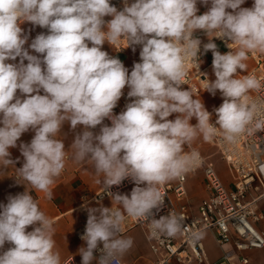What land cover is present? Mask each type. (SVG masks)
Here are the masks:
<instances>
[{
  "label": "clouds",
  "instance_id": "obj_1",
  "mask_svg": "<svg viewBox=\"0 0 264 264\" xmlns=\"http://www.w3.org/2000/svg\"><path fill=\"white\" fill-rule=\"evenodd\" d=\"M123 2L117 10L110 0H0V164L15 166L9 149L17 147L22 134L34 131L30 143L19 145L24 162L15 167L14 179L51 199L67 155L63 139L56 137L65 122L74 132L80 126L70 146L72 158L92 165L104 192L119 206L85 205L81 264H121L133 244L131 237L120 235L126 217L146 222L150 237H172L181 230L177 214L170 211L157 219L153 210L159 212L164 204L160 187L199 163L197 151L184 150L198 134L210 141L221 133L225 141L235 142L246 132L264 129V100L249 95L264 90V78L238 77V70L247 72L250 53L264 54V0H254L250 8L241 7L245 0H200L210 4L201 15L198 0ZM106 16L112 18L106 22ZM25 21L48 30L29 48L20 27ZM197 30L209 38L203 51L212 52L216 77L202 80L203 91L213 96L219 91L223 97L214 109L215 124L191 88H181L187 84L189 61L199 72ZM213 38L230 41L231 51L221 54ZM120 41L133 51L141 46L140 62H134L130 74L102 50L105 42L113 46ZM17 57L19 63L6 62ZM126 86L130 102L114 114ZM174 113L175 119H168ZM125 179L135 185L130 194L108 191ZM29 226L32 231H26ZM6 242L12 247L0 252V264H60L53 222L26 187L0 203V249Z\"/></svg>",
  "mask_w": 264,
  "mask_h": 264
},
{
  "label": "built area",
  "instance_id": "obj_2",
  "mask_svg": "<svg viewBox=\"0 0 264 264\" xmlns=\"http://www.w3.org/2000/svg\"><path fill=\"white\" fill-rule=\"evenodd\" d=\"M121 1V5L115 6L117 10L123 9L124 2ZM132 2L134 0H128L129 4ZM104 20L106 21V17ZM208 42L209 40H206L201 43L199 72L189 61L187 84L181 85L183 90L191 88L195 97L207 92L203 91L205 85L202 80H210L207 75H202L205 74V69L201 65V59L205 55L203 44ZM212 42L223 45L226 53L231 51L227 47L230 41L226 39L213 38ZM114 46L117 51L124 52L127 43L120 41ZM248 57L253 60L254 67L247 74L264 78V54L250 53ZM137 62H140V56ZM128 91L129 89L123 92L117 106L113 109L114 114L122 112L126 104L130 102L127 96ZM249 95L253 100H264V90L250 92ZM215 121L216 119L211 118L210 123L215 124ZM108 122L111 125V121L108 120ZM98 130L99 126L93 129L94 133H98ZM205 142L226 163L232 176L231 186L223 182L214 162L210 161L199 147L190 148L186 152L197 151L200 155L199 163L177 178L175 184L166 183L160 187L165 198L164 204L159 212L153 210L157 219L167 215L170 211L177 214L181 220V230L172 237L166 235L150 237L146 222H138L134 218L126 217L131 227L141 226L145 229L150 249L155 256L152 264H249L248 252L264 249V231L259 227V224L264 221V211L260 207V201L264 198V129L252 133L246 132L235 142L225 141L221 133ZM199 170L204 173L208 197L202 200L197 215H194L188 205L177 204V202L183 201L186 197V183L189 176ZM131 185L134 183L130 179H125L120 185H114L108 191L121 192ZM107 198L109 195L102 188L94 195L85 196L83 200L85 204H89L99 203ZM84 210V218L76 229V236L80 240L87 223V208ZM205 232H212L217 244L224 248L223 256L217 261L209 259L202 238ZM9 247L12 245L6 242L0 252ZM94 254L99 256L98 251ZM71 260L72 264H79L72 257L60 264H68ZM121 264L126 263L121 260Z\"/></svg>",
  "mask_w": 264,
  "mask_h": 264
},
{
  "label": "crops",
  "instance_id": "obj_3",
  "mask_svg": "<svg viewBox=\"0 0 264 264\" xmlns=\"http://www.w3.org/2000/svg\"><path fill=\"white\" fill-rule=\"evenodd\" d=\"M121 0H110V3L114 6L121 5ZM254 0H245V3L241 7H251ZM209 5H204L200 3V0L197 2L198 12L197 15L204 14L208 11ZM228 11H231L230 9ZM112 17L106 16V22L109 21ZM20 27L23 29V33L29 37L28 43L25 44V48H29V45L38 34L45 33L47 34L48 30L46 28H41L38 25H33L30 22H23L20 24ZM195 36L204 42L209 40L208 36L202 31L197 30ZM217 49L221 54L226 53V48L216 43ZM91 47V43L89 42ZM102 50L108 52L112 57L118 58L126 68L129 69V74L132 70L134 62L138 61L139 53L141 50L140 45L135 46V51L132 50V47H127L124 52H119L115 46H110L107 42L102 47ZM30 54L41 56V54L35 53L33 50L29 49ZM42 58V56H41ZM19 57L15 61H8V63H19ZM212 52L208 51L205 53L204 57L201 59V65L205 69V74L211 80H215V75L212 68ZM247 64V72L238 70L239 75H246L254 67L253 60L248 57L245 61ZM27 64V61H25ZM128 90L126 86L122 91ZM43 91L41 90V93ZM19 96V90L17 91ZM201 99L206 110L209 111L212 115V119H217L214 109L218 108L223 103V97L219 91L213 96L209 92H203L199 96L195 97ZM177 114H172L168 119L174 120ZM104 124L109 126L110 123L107 119L103 121ZM190 123L194 126L197 124V120L192 118ZM101 126H99L100 128ZM81 127L78 126L75 132H79ZM75 132L70 128L68 122H65L62 126L61 133L56 137L57 139H63L65 144V150L67 155L65 157V168L62 173L55 178L54 183L51 186L50 191L52 192V198L48 199L46 193L32 189L31 185L27 181L21 179L19 182L23 185H19L15 182L16 178V168H20L23 165L24 158L21 155L19 145L21 143H30L31 139L34 136V131L31 129L28 132L22 134L20 139L17 141V147L10 148L9 152L11 154L10 158L17 163L14 165H9L5 168L0 164V203H7V197L9 195H15L17 193H22L25 191V187L28 191L31 192L34 198H36L40 210L44 212L47 218L53 222V239L55 241L54 251L59 252L60 263L66 260L69 257L74 258L79 264H81V256L78 254V249L82 246H85V242L80 240L76 236V229L82 222L84 218L85 205L87 207H99L100 204H103L105 207H119L115 202L111 201V198L99 203H89L85 204L83 198L88 195H94L99 192L103 185L99 183L102 177L95 175L92 165L88 162H77L73 157V150L70 148ZM99 132V130H98ZM203 136L198 134L197 137L191 142L190 145L185 146V152L190 148L199 147L204 155H206L210 161L214 162L217 171L223 180V182L231 186L232 185V176L228 177L225 173V162L222 161L215 153L214 149L209 147L204 143ZM16 167V168H15ZM229 170V169H228ZM230 172V171H229ZM177 180H172L168 182L169 184H175ZM135 185L124 189L119 192L121 194H130L132 188ZM186 197L183 201L177 202V204L185 203L188 205L190 211L197 215L198 208L203 199L208 197V192L205 185V176L202 170L197 171L196 173L189 176L186 183ZM172 196L175 198V195L172 193ZM264 199V198H262ZM261 199V200H262ZM261 209L264 211V202L260 204ZM260 229L264 231V224H259ZM33 226H29L26 231H32ZM123 237H131L133 240L132 247L124 254L122 261L126 264H152L155 260V256L152 253L146 231L141 226H130L129 219H125V222L122 225V231L120 233ZM208 256L210 261L219 260L224 254V248L217 244L214 235L212 232H205L202 236ZM215 246L219 249L216 252ZM214 247V248H213ZM95 255V254H94ZM96 256V255H95ZM98 257V256H97ZM249 264H264V249L261 250H252L248 252ZM95 264V262H93ZM198 264V263H194Z\"/></svg>",
  "mask_w": 264,
  "mask_h": 264
},
{
  "label": "rangeland",
  "instance_id": "obj_4",
  "mask_svg": "<svg viewBox=\"0 0 264 264\" xmlns=\"http://www.w3.org/2000/svg\"><path fill=\"white\" fill-rule=\"evenodd\" d=\"M204 143L206 144V142L204 141ZM226 164V163H225ZM225 173H226V175L228 176V177H230V172H229V170H228V167H227V165H225ZM264 202V199H262L261 201H260V204L261 203H263ZM260 224H264V221L262 222V223H260ZM214 248V247H213ZM216 252H218L219 251V249L215 246V249H214Z\"/></svg>",
  "mask_w": 264,
  "mask_h": 264
}]
</instances>
